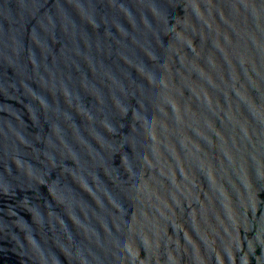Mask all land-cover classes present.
Here are the masks:
<instances>
[{
	"label": "water",
	"instance_id": "95a60500",
	"mask_svg": "<svg viewBox=\"0 0 264 264\" xmlns=\"http://www.w3.org/2000/svg\"><path fill=\"white\" fill-rule=\"evenodd\" d=\"M0 264H264V0H0Z\"/></svg>",
	"mask_w": 264,
	"mask_h": 264
}]
</instances>
